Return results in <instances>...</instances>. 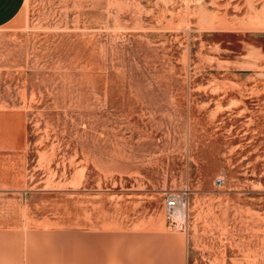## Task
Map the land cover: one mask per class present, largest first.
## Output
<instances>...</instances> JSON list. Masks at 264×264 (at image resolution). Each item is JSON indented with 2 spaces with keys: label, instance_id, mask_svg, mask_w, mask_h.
Masks as SVG:
<instances>
[{
  "label": "rangeland",
  "instance_id": "1",
  "mask_svg": "<svg viewBox=\"0 0 264 264\" xmlns=\"http://www.w3.org/2000/svg\"><path fill=\"white\" fill-rule=\"evenodd\" d=\"M0 109L29 135L36 218L73 248L264 262V0H24L0 27Z\"/></svg>",
  "mask_w": 264,
  "mask_h": 264
},
{
  "label": "crops",
  "instance_id": "2",
  "mask_svg": "<svg viewBox=\"0 0 264 264\" xmlns=\"http://www.w3.org/2000/svg\"><path fill=\"white\" fill-rule=\"evenodd\" d=\"M23 2L0 0V27L17 15ZM23 124L18 110L0 109V264H114V256L104 247L105 238L99 234L90 251L74 249L68 240L73 235L52 230L49 220L36 218V163L31 166L28 163L30 139ZM238 227L243 236L244 223ZM220 232L224 233L223 229ZM157 238L163 240L162 236ZM134 252L137 255L127 252L123 264H157L145 261L142 250ZM233 257L231 264H264L246 262L239 246ZM227 260L228 256L223 264H229ZM168 264H181L179 254Z\"/></svg>",
  "mask_w": 264,
  "mask_h": 264
},
{
  "label": "built area",
  "instance_id": "3",
  "mask_svg": "<svg viewBox=\"0 0 264 264\" xmlns=\"http://www.w3.org/2000/svg\"><path fill=\"white\" fill-rule=\"evenodd\" d=\"M188 194L186 190H168L162 196L165 228L170 233L184 235L188 223Z\"/></svg>",
  "mask_w": 264,
  "mask_h": 264
}]
</instances>
